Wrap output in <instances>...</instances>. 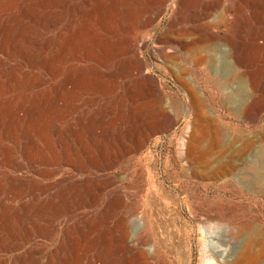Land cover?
Wrapping results in <instances>:
<instances>
[{
	"label": "bare ground",
	"instance_id": "6f19581e",
	"mask_svg": "<svg viewBox=\"0 0 264 264\" xmlns=\"http://www.w3.org/2000/svg\"><path fill=\"white\" fill-rule=\"evenodd\" d=\"M189 1L151 0V5L145 11L146 16L144 15L141 20L129 16L124 20L125 30H123V16L119 17L121 30H116L110 24L111 18L107 14H99L98 23L93 25L87 14L82 20L74 14L68 15L65 19L67 47L69 48L73 40L79 38L77 50L84 52L82 54L86 56L92 48L91 41L104 44L111 39L109 36L114 34L115 45L119 47L125 44V55L136 62L129 69L127 68L128 74L123 80V91L127 93L128 104L131 107L129 126L125 131L129 137H134L141 130L151 126L153 121L165 117L163 106L172 105L171 97L174 98L178 111H185L190 117L189 140L183 145L184 151L178 160L175 162L167 160L162 170L157 168L156 162L148 170L147 165L151 162L148 158L137 160L139 165L143 163L144 171H149L150 189H159L158 191L165 196L168 206L176 204L177 206H192L194 209V206L195 208L196 206L203 207L207 204H229L233 202L232 197L245 196L254 201L256 200L255 194L257 200L264 202V156H259L257 160L254 159L253 151L256 142L249 135L238 134L230 141L220 142L219 139L226 134V130L217 123L215 110V106H218L221 113L243 118L247 122L251 121L253 112L260 117L264 112V96L261 95L264 90L263 81L250 80L248 85L244 84L245 78L243 74H238V70L233 73L229 64L220 67L219 62H214L213 56L204 57L202 54L206 53L204 51L206 47L204 48L201 42H195L188 49L182 47L178 55H169L170 50L168 52L165 48H161L159 52L166 61L165 64L171 65L169 75L178 91L175 94H166L169 97L166 102V95L162 93L164 87L148 75L143 63L137 58V40L147 42L144 31L156 24L159 18L172 7H175L178 15L188 11ZM260 1L262 0L255 2ZM106 3L109 4L108 1L102 0L93 2L96 8H104L107 6ZM86 5V0L74 4L64 2V0H0V264H42L41 257L46 251H48V256L45 264H79L83 253L88 249L83 246L82 255L79 254L81 238L91 231L106 232V229H101L100 224L110 215L116 214L124 201L119 189L115 197L105 202L102 212L90 211L86 217L74 220L67 226L64 236L60 239L51 236V225L49 219L47 220L49 214L57 215L70 196L76 202L88 194L93 198L97 197L96 195L103 191L105 185L92 179V174L76 166L78 178H60L59 167L52 171L46 169L51 162L48 128L51 118L55 116L53 110L57 102L56 97L53 96L56 86L55 84L49 86L46 76L51 74L54 77V60L57 52L53 49V45L57 37L55 34H49L48 29L49 27L54 28L59 23L65 7L78 11L80 7L85 9ZM216 9L212 5L204 11L197 12L192 17L193 22L200 27L207 25L208 18L217 11ZM183 20L181 15L170 23L165 33L158 39L161 45L170 44L174 39L190 36L186 31V22ZM229 20V12L225 10L223 22L227 26ZM85 31L87 35L82 36ZM64 48L66 47H63V50ZM101 50L103 51L102 48ZM186 53L192 54L190 62H178L185 57ZM61 56L57 55V57ZM118 56L122 57L123 52H120ZM86 67L82 66L78 73L82 75L87 70ZM89 70L96 71L97 69L90 66ZM124 71L127 72L125 69ZM237 75L238 78H236ZM201 78L204 81L203 85ZM236 82L239 87L237 91L230 90ZM209 84L213 85L215 92L208 89ZM237 93H243L245 96L242 101L238 100ZM119 94L123 99V92ZM59 95L57 96L61 98V94ZM215 96L219 98L218 102L214 100ZM124 106L122 100L120 110L123 111ZM109 109L115 110L116 108L112 106ZM217 117L221 118L220 115ZM95 118L94 115L86 118L80 113L79 126H83L86 121L91 124ZM71 124L64 129L61 115L54 118L51 124L54 141L64 165L70 163V158L67 159L69 154L67 147L69 146L63 147L62 138L64 134L72 130ZM76 132L79 133L78 130ZM260 136V139L264 141V132ZM70 140L72 142L71 138ZM77 145L83 153L89 151L90 147L88 148V144L83 139L78 140ZM142 148L144 144L139 143L131 151L137 153ZM131 151H128V154ZM119 154H123V151L120 150ZM93 159H96L95 156ZM93 159L91 158L89 162L96 164ZM117 160L113 158L111 163L116 164ZM161 175L165 177V182L161 181ZM214 183L219 184L221 193L216 197L204 196L201 191H206V188ZM166 184L182 194L180 196L171 195ZM228 194L232 195V197L229 196L232 199L223 197ZM115 227L118 233V236L115 235L117 240L115 251L123 255V243L124 248L127 247V235L123 234V218L120 217L117 220ZM93 241L96 243L99 237L96 236ZM48 242H56V245L53 246ZM255 246L260 247L261 250L259 254H250L248 259L252 263H256L264 255V234L255 237ZM152 251L148 254L137 251L135 256L142 264H149L147 260L151 258ZM137 260L131 259L127 262L131 264ZM97 262L114 264L116 260L110 258L103 261L99 254L89 258L90 264ZM119 264H123V257L120 258Z\"/></svg>",
	"mask_w": 264,
	"mask_h": 264
},
{
	"label": "rangeland",
	"instance_id": "374dc122",
	"mask_svg": "<svg viewBox=\"0 0 264 264\" xmlns=\"http://www.w3.org/2000/svg\"><path fill=\"white\" fill-rule=\"evenodd\" d=\"M86 1V10L80 7L78 11H72L65 7L62 19L57 24L58 26L49 27L48 29L49 34H55L57 37L53 45V49L57 52L54 60V77L51 74L46 75L47 80H49L48 85L55 84L56 86V89L53 90V96L56 97L57 102L53 110L55 116L51 118L48 128L51 162L46 169L52 171L59 167L60 178H78L79 175L75 170L76 166L92 174V179L105 185L103 191L98 192L97 197L93 198L88 194V196L84 195L85 197H81L76 202L70 196L57 215L49 214L47 220L49 219L51 225V236L60 239L64 236L67 226L74 220L86 217L90 211L102 212L105 202L109 198L115 197L120 189L124 197L123 204L116 214L110 215L100 224L101 229H106V232L91 231L86 234L87 236L81 238L79 254H81L83 246L88 249L83 253L79 264H90L89 258L98 254L103 261L114 258L116 260L114 264H119L120 258L123 257V264H128L127 260H137L135 256L137 251L148 254L152 250V256L147 260L149 264H264V255L257 261L258 263H252L248 259L251 253L259 254L261 249L255 246V237L264 234V202L257 200L256 194V200L254 201L246 196L232 197L231 194H228L223 197L233 198L232 203L207 204L203 206L204 208L199 206L195 208L194 206L193 209L192 206H177L176 204L168 206L165 196L158 191L159 189H150L148 170L154 166L155 162L157 168L162 170V166L167 160L171 162L178 160L180 154L184 151L183 145L189 140L191 119L185 111H178L174 98L170 96L172 105L165 104L163 106L165 117L153 121V125L151 123V126L141 130L134 137H129L125 133L129 126L128 119L131 107L128 104L127 93L123 91V80L128 74L129 67L136 64L135 61L130 60L125 55V44L119 47L115 45V34L110 35L111 39L104 44L101 41L102 44L90 40L92 48L88 52L89 55L86 54L85 56L82 54L84 52L77 50L79 38L75 39L76 35L74 34L72 38L75 40L69 48L67 47L65 19L68 15L74 14L75 17H80L82 20L87 14L93 25L98 23L97 16L99 14H107L111 18L110 24L116 30H121L119 17L123 16V30H125L124 20L128 16L141 20L148 6L151 5V0H102L109 3H106L107 6L104 8H96L93 4L95 0ZM255 1L190 0L188 11L180 15H178L179 13L175 7L168 9L156 24L144 31L147 42L143 43L142 40H137V58L139 62L143 63L148 75L164 87L162 91L164 95L175 94L178 91L172 77L169 75L171 65L165 64L166 61L159 51L161 48H165L167 51L170 50V52L168 51L169 55H178L182 47L188 49L195 42H201L204 48L206 47L204 49L206 53L202 54L204 57L213 56L214 62H219L220 67L229 64L233 73L238 70V74H243L245 78L244 84L248 85L250 80L263 81L264 83V0ZM64 2L74 4L81 3V0H64ZM211 4L217 8V11L208 18L207 25L203 27L195 25L192 17L197 12L204 11L207 7L212 6ZM224 9L229 12L228 26L223 22ZM181 15L184 18L183 21L186 22V31L190 36L174 39L170 44L161 45L158 40L159 37L165 33L170 23ZM83 35H87V31ZM73 44H75V47ZM63 47L66 48L63 50ZM120 52H123L122 57L118 56ZM57 55L62 56L57 57ZM191 58L192 54L186 53L185 57H182L178 62H190ZM123 62L127 64L125 65ZM82 66H87V70L81 75L78 71ZM90 66L95 67L97 70H89ZM119 67L120 69H118ZM236 78H238V75ZM201 84H204L202 78ZM237 87L238 83L236 82L230 87V90L237 91ZM208 89L215 92L212 84H209ZM121 91L123 92V99L119 94ZM59 94H61V98ZM237 95L239 101H242L245 97L243 93H237ZM261 95L264 96V90ZM168 98L166 95V102H168ZM122 100L123 105H125L123 111L120 110ZM214 100L218 102L219 98L215 96ZM112 106L116 109H109ZM215 110L217 123L226 130V134L219 139L220 142L230 141L238 134L249 135L256 142L253 151L254 159L257 160L259 156H264V141L260 139L261 133L264 132V112L260 117L256 116L257 114L255 115L256 112H253L251 121L247 122L243 118L231 117L221 113L218 106H215ZM80 113L84 114L86 118L94 115L96 117L95 121L91 124L86 121L83 126H79ZM60 115L62 116L63 128L72 123V130L68 134H64L62 138L63 147L69 146L67 147L69 150L67 159L70 158L68 165L63 164L52 133L51 124L54 118ZM217 115H220L221 118ZM79 138L88 144V148L90 147L87 153H83L78 147ZM139 143H143L144 148L137 153L132 152V148ZM120 150L123 151V154H119ZM128 151H131V153L128 154ZM94 156L96 159H93ZM91 158L96 164L89 162ZM113 158L118 159L116 164L111 163ZM138 158H141V160L148 158L151 161L150 165H147L148 170H143L144 165H142V162L141 165L137 163ZM161 181L165 182L163 175H161ZM166 187L173 196L182 194L167 184ZM201 193L204 196H209V198L216 197L221 193L219 184L214 183ZM212 215L213 217H211ZM120 217L123 218V234L126 233L127 235V247L124 248L123 243V255L115 251L117 246L115 235L118 236L115 226ZM96 236L99 237V241L95 243L93 240ZM48 243L53 246L56 245V242ZM47 256L48 251L41 257L42 264L46 263ZM133 263L142 264L139 260L131 262V264ZM96 264H101V262Z\"/></svg>",
	"mask_w": 264,
	"mask_h": 264
}]
</instances>
